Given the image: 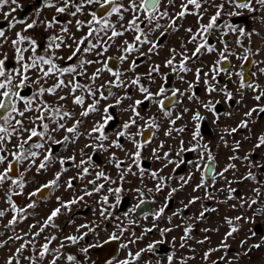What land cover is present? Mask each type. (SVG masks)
<instances>
[{"label":"snow or ice","instance_id":"1","mask_svg":"<svg viewBox=\"0 0 264 264\" xmlns=\"http://www.w3.org/2000/svg\"><path fill=\"white\" fill-rule=\"evenodd\" d=\"M226 4L233 7L234 10L226 12ZM92 6L96 7L93 8ZM22 9L23 5L20 0H0V15L7 22L6 29L0 27V189L3 190L0 192V200H3L4 204L7 205V207L0 208V221L6 219L11 213V218H7L6 223L0 224V227L4 229L0 231V238H3L0 239V249L8 247L10 242H19V246L7 257L5 264H23L25 261L27 264H58L64 241H61L58 247L52 248L51 245L58 237L55 234L46 235V229L58 227L55 218L61 214L62 209L70 210L71 205L83 201L85 196H91L93 192H100L105 185H97L91 191L85 189L83 195L75 196L69 201H62L60 197H56L59 206L53 208L42 222L37 221L29 224V232L20 234L17 232V226L26 221L28 217L34 218L36 216L35 211H29L34 210L37 206L38 200L34 198L44 199L45 190L59 187L62 173L68 170L64 167L65 163L67 161L75 162L76 157L73 155L66 159L59 158L60 171H57L54 177L46 183L40 184L33 191L28 192L30 202L21 206L14 200V196L18 197L24 194V190L30 183L26 179V174L35 168L36 174L39 175L49 168L50 163L55 158L50 145L76 143L81 135L94 141L84 145V148H91L93 152L107 153L110 148L123 151L124 145L120 141L121 138L127 139L135 149L130 153V158L133 164L139 167L141 151L150 145L152 137H146L143 141L137 140L136 137L143 136L145 131L158 130L160 127L157 123V116L153 115L145 120V117L141 115L140 106L146 101L154 104L160 113L168 118L169 124L174 126L177 121L182 119V113L176 114L175 118H172L174 109L177 105L182 104V98L186 97L187 100L200 105L204 110L211 113L214 117L213 123L216 124L220 119L217 105L221 101L211 98L201 99L194 89L198 84L203 83L208 97H211L212 93H222L225 103L234 99L235 93L229 90L226 85L220 86L217 80L221 73L227 75L229 79L233 75L228 58L229 56H236V53L230 50L224 37L228 33H238L235 43L244 48L245 53L243 57H238V59L244 62L249 61L250 56L258 55L260 52V49H257L253 53L251 48L245 47L239 38L244 36L251 38L252 35H258L255 30L246 32L243 27L237 28L227 22L221 25L220 21L225 15H241V12L237 10L245 9L249 13H261L260 22L264 23V0H223L219 4L216 3V0H40V6L36 7L32 14L18 18L15 13ZM45 9L54 10V14L50 18L43 15ZM209 9H214V12L205 24L203 19L209 13ZM189 15L197 17L198 27L194 29L189 26L183 29L189 34L186 41L182 39L179 48H168L169 56L162 63L151 64L147 73H137L136 69L139 67L137 61L141 57L151 59L152 55H159V51L166 47L162 43V39L178 32L183 27L180 21ZM62 16L73 19L65 22L61 20ZM85 16L90 18L84 19ZM18 26L19 30H16ZM72 26L75 27V32L72 31ZM40 28H43L45 33H49L43 47L33 35V32ZM223 28L228 31H223ZM217 30L221 31L218 42L222 47L219 49L210 42V37ZM77 32L81 35L77 36ZM9 33L12 35L10 36ZM128 35H131V40L126 38ZM188 44L193 45L191 50L187 47ZM113 47L117 48L118 56L107 55ZM64 49L70 51L66 57L60 54ZM205 53H218V59L214 60L211 65H204L201 56ZM93 56L94 59L91 58ZM113 60L120 65L127 63V69L121 70L119 67L112 66L110 62ZM198 61L201 66L193 67ZM10 63L11 67L9 66ZM226 63L229 64L228 67L225 66ZM253 63L264 62L253 61ZM93 65L98 66L95 71L89 74V66ZM205 67L208 68V71L204 70ZM162 68L170 69V72L176 75L177 80L187 84V87L184 90L176 86L166 87L169 73L162 72ZM258 71L264 74V67L258 68ZM104 72H107L112 79L104 81L102 77ZM129 72L133 75L128 76L127 73ZM189 73L193 74V80L185 78ZM235 75L239 77L236 93L241 96V100H237L236 103L242 102L244 90L247 89L255 93L253 99L256 101V105L244 113L245 118L241 119L236 127L224 129L227 135L237 133L239 129L251 131L250 123L254 114L257 116L264 114V104L261 103L264 101V88H261L256 81L247 78L243 71H237ZM256 75V72L252 73L253 77ZM157 77L162 82L157 85L155 91H152L149 85L156 84ZM144 79L149 81V85L142 82ZM50 80L52 83H49ZM133 87L142 95V99H133L128 91L129 88ZM113 89H120L123 94L118 95ZM25 90H28L30 94L25 95ZM59 92L64 94L59 95ZM48 97L53 99L49 100ZM110 98L114 100V103H107ZM69 100L73 106L71 108L68 107L67 102ZM126 100H130L132 103L125 108L122 107V104ZM77 106L80 108L78 115L75 112ZM114 108L121 113H129V116L114 133L110 134L107 129L110 123L116 119V116L110 111ZM189 111V108H183V113ZM93 113L99 114L100 119L94 121L87 132L82 133L80 127L84 123V118ZM224 115L231 116L232 113L225 112ZM205 119L206 117L199 110L192 112L191 120L195 127L191 133V139L195 143L191 147L185 148L184 141L181 140L180 149L176 155L180 156L186 151L199 150V159L204 163L197 162L194 166L197 171H203L201 181L193 188V191L203 188L206 198L211 199L212 194L208 191L209 185L205 180V175L213 181V184L216 178L220 177L230 185L233 181H228L225 173H228L230 169H235L236 164L228 163L221 171H216V157L208 143H201V122ZM140 121L144 122L143 125L139 123ZM69 122H71V126H68ZM133 127L137 129L135 133L130 131ZM60 131H63L65 135L61 139H57L55 134ZM173 131L185 132L186 126L169 127L164 135L171 136ZM154 134L153 132V136ZM113 135L115 139H111ZM220 138L224 140V136ZM244 139L250 140L251 137L245 136ZM105 142L109 143L106 144ZM159 147L163 148L164 144L161 143ZM225 147H228L227 141H225ZM84 148L80 150L81 159L79 163L75 164V167L80 169L78 178L81 180L89 174V168L84 165L92 163V156L87 155ZM240 148L241 141H234L231 148L234 154L228 157L229 161L243 160L247 162L248 171L237 182L254 181L260 186L252 188L251 191L260 197L264 195V191H262L264 182L258 180L257 175L251 169L264 170V163L252 159L255 155L254 151H249L242 157L237 155L236 153L240 151ZM253 148H264V133L256 137ZM152 153L156 159L167 161L165 167L175 163L169 158L168 152H164L162 157L158 154L157 149H153ZM261 160L264 161V156L261 157ZM109 162L114 163L117 169H121L124 164V161L117 159L114 153L110 155ZM180 162L183 163V160ZM142 173L143 170H141ZM127 174H136L132 172V165L123 169L120 180L123 181ZM151 176L158 181L154 191L156 193L162 192L166 186L165 178L160 176L158 172H152ZM101 178L110 181V178L102 170L96 173V179ZM191 178V174L187 179L181 177L183 183L180 188L188 184ZM110 182L116 183L115 181ZM89 183L95 184V181L90 180ZM66 186L68 189L73 187V178L66 181ZM179 190V188H171L165 198L164 205L152 213L154 220L164 215L165 209L168 207L167 201ZM135 191L139 194L140 199L138 203L124 213L126 218L147 202L143 198V191L140 189H135ZM147 191L151 193L153 189L149 188ZM235 191L237 190L229 188V199L233 198L231 193ZM108 192L116 195V204L119 205L122 189L120 187L109 188ZM197 199L199 197L189 199L184 204V208L195 204ZM108 201V196H103L100 202L107 205ZM257 203V199L244 200L241 207L247 204L249 208H252ZM202 209L197 219H204L205 213L209 211L203 206ZM256 213L264 214V208L256 209ZM100 215L105 217L111 216L112 213L102 207ZM176 215H179V210L173 213V216ZM168 219L171 221V217ZM189 219L192 218L189 217ZM226 219L230 231L226 233L225 240L221 241L220 247L224 249L229 247L225 242L227 238L238 231L237 227L233 225V220ZM242 219L246 220L247 218L235 217L236 221ZM128 222L132 224L134 221L129 219ZM118 227L120 228L119 233L111 234L109 240H118L124 235L125 229L121 225ZM82 228H87L88 232L93 231L87 225H80L77 231L79 232ZM192 229L191 224L184 226V235L180 238L182 242L179 245L181 248L185 247L184 241L191 238ZM152 230V228H148L145 229V232ZM159 231L161 236H164L172 229L164 228ZM204 231H209V229ZM87 234L85 232L80 236L68 235L64 237V240L76 245ZM141 238L134 237L128 243L121 244V247L128 248L129 244L136 243ZM206 239L207 237H205ZM163 242L161 240L149 243L145 248L136 252L129 250L126 258L118 261L117 264H139L145 252H154L157 245ZM197 242L203 244L204 240ZM244 243L246 241H241L242 246ZM94 246L97 245H89V247ZM252 247L259 248L260 245L256 244ZM88 250V247L81 249L85 254ZM219 250L220 248L206 251L203 254V259L209 260L211 253ZM48 257L51 259H47ZM192 258L182 257L180 264H185L187 259ZM76 259L74 255L67 256L69 262L76 261ZM174 260V254L167 256V264H174ZM224 260H226L225 256L219 258V261ZM219 261H213L212 264H219ZM146 264H151V261H147ZM157 264H160V261H157ZM227 264H232V261H227Z\"/></svg>","mask_w":264,"mask_h":264},{"label":"flooded vegetation","instance_id":"2","mask_svg":"<svg viewBox=\"0 0 264 264\" xmlns=\"http://www.w3.org/2000/svg\"><path fill=\"white\" fill-rule=\"evenodd\" d=\"M222 2L223 0H216L217 4ZM39 4L40 0H31L27 2L21 10V15L33 11V9ZM92 7L94 8L96 6ZM225 9L226 12H231L234 10L233 7L227 4L225 5ZM237 11L241 12V15H225L220 21L221 25L227 22L237 28L243 27L246 32H252L253 30H255L258 35H252L251 38L247 36L239 38L241 39L245 47L251 48L253 53H255L257 49H260V52L258 55L250 56L249 61L244 62L241 59H238V57H243L245 55L244 48L238 46L235 43L236 39L238 38V33H228V35L224 37V39H226V41L228 42L230 50L236 53V56H229L228 58L233 75L232 78L229 79L227 75L221 73V75L218 76L217 80L220 86L226 85L229 90L235 93L234 99L225 103L222 93H212L211 97H208V94L204 90L205 86L203 83L198 84L194 89L196 94L201 99L211 98L221 101V103L217 105V112L220 114V119L216 124L213 123L214 117L211 113L204 110L200 105L187 100L186 97L182 98L183 103L177 105L174 109V114L172 117L173 119L175 118L176 114L182 113V119L177 121L176 125L174 126L169 124L168 118H165L154 104L146 101L143 105L140 106L139 110L141 111V115L145 117V120H148V118L153 115L157 116V123L160 125V127L158 130L152 129L149 131H145L143 136L136 137V139L139 141H143L146 137H152V142L150 143V145L144 147L141 151V160L139 167H136L133 164L132 159L130 158V153L135 149L127 139L121 138L120 142L124 145L123 151L117 148L109 149V152L114 153L117 159L124 161L121 169H117L114 163H111L110 167L107 166L105 152H93L91 148H84L85 144L92 143V141L86 136L81 135L78 140H81L82 143L76 144L77 148L73 149V152L70 154L81 158L80 150L84 148V152L87 155L92 156V163L84 165L89 168V174L84 176L83 180L79 179L78 173L80 172V169L72 166V164H78L80 160H75V162L67 161L64 167L68 170L62 173L60 186L45 190L44 199H40L39 197L34 198L37 199L38 202H40L46 200L48 195L52 194L54 196L55 202L53 208H56L59 206V202L57 201L56 197H60L62 201H69L75 196L83 195V190L85 189L91 191L97 185H105V187L102 188L100 192H93L91 196H85L83 201L77 203L79 204L88 201L83 207H74L73 209L70 208V210L62 209L61 214L55 218V223L58 227L55 229L50 227L48 233L47 231H45L46 235L55 234L58 237V239L53 242V244L56 245L53 248L58 247L60 245V242L64 241V247L61 249V253L66 254L65 258H67L68 255H74L77 258L76 261L73 262H69L68 260H66L65 262H63V264H117L118 261L124 260L126 258L129 250H131L132 252H136L141 248H145L149 243H154L161 240H163L164 242L162 244H158L154 252H145L143 254L141 260L139 261V264H146V262L149 260L151 261V264H157V261H160V264H167V256L172 254H174L175 256L174 264H180L182 257H193L192 259H187L185 261V264H202L203 253L209 251L210 249L216 248H220V250L212 252L211 254L214 253L220 256L214 258L213 261H219V258L221 256L226 257V260L219 261V264H225V262L229 260H231L232 262L237 261V264H249L251 227L253 228V232L255 233L254 235L258 236L261 239H264V229L262 224L264 222V214L256 213V209L264 208V195L257 197L255 193L251 191L252 188L260 186L252 180H243L242 182H237L241 180L242 176L246 175L248 171L247 162L243 160L229 161L228 157L234 154L231 151L234 141L239 140L241 141V148L240 151L236 153L237 155L242 157L247 152L254 151L255 155L252 157V159L264 163V161L261 160V157L264 156V148H253L256 137L259 134L264 133V114H260L258 116L254 114V116L251 118L252 122L250 123L251 131H249V129H239L237 133L227 135L224 132V129L236 127L239 121L245 118L244 113L248 109L256 105V101L253 99L255 93L247 89L244 90L242 102L239 104L236 103L237 100H241V96L239 93H236V89L239 84V77L236 76L235 73L237 71H243L247 78L256 81L261 88H264V74L259 73L258 71V68L264 67V63H253V61L264 62V23L260 22L262 14L259 12L249 13L245 9H240ZM213 12L214 9H209V13L204 16L203 23L206 24L208 22L209 16ZM83 18L88 19L90 17L85 16ZM62 19H66L67 21L73 18L63 16L61 17V20ZM180 23L183 27L178 32L170 34L162 39V43L165 44L166 47L162 48L159 51V55H152L151 59L141 57L137 61V63L139 64V67L136 69L137 73H147L148 67L151 64L162 63L163 60L169 56L168 48H179L181 40L183 39L186 41L189 35L183 30L184 28L191 26L195 29L196 27H198L197 17L192 15L187 16L183 21H180ZM72 31L75 32L74 26H72ZM223 31L227 32L228 30L226 28H223ZM78 34L81 35V33L79 32ZM220 35L221 31L217 30L210 37V42L216 45L218 49L222 47V45H220L218 42V37ZM126 38L131 40V35H128ZM187 47L191 50L193 48V45L188 44ZM118 55L119 52L117 48H115V53L113 55L110 54V56L114 57ZM216 59H218V53H205L201 56V60L204 62V65H211L212 62ZM110 63L112 66L119 67L121 70L127 69L128 67V64H125L124 67V64L120 65L115 60L111 61ZM9 66L11 67V63L9 64ZM94 66L97 67L98 65ZM196 66H201L199 61L196 65H193V67ZM225 66L228 67L229 64L226 63ZM204 70L208 71V68L205 67ZM162 72L169 73V80L166 87L170 88L172 86H176L181 90H184L187 87V84L177 80L176 75L172 74L170 72V69L162 68ZM253 72L257 73L255 77L252 76ZM127 75L131 76L133 74L129 72L127 73ZM185 78L187 80L194 79L192 73L187 74ZM81 79L83 80V78ZM107 79L110 80L112 79V77L108 76ZM233 81H235V83H233ZM142 82L145 85H149V81L146 79H144ZM161 82L162 81L160 80V78L157 77L156 84L149 85L151 90L155 91L157 85ZM128 91L132 95L133 99L143 98L142 95L134 87L129 88ZM115 93H117L118 95L123 94L120 89H115ZM29 94L30 92L28 90H25V95ZM60 94L63 95L64 93L62 92ZM69 102L70 101L67 102L68 107H70ZM130 103H132V101L130 100L124 101L122 107L126 108ZM261 103L264 104V101H262ZM184 107L189 108L190 111L187 113H183ZM196 110H199L201 114L206 117V119L201 122V143H208L211 151L213 152V155L216 157V171H221L224 167H226L228 163L236 164L235 169H230L228 173H225L226 179L228 181H233L230 185L225 182V179L220 177H217L213 184V181L207 175H205V180L209 185L208 191L212 194L211 199L206 198L205 190L203 188L198 189L195 192L193 191V188L200 183L203 171H197L194 166L197 162L201 164L204 163V161H200L199 159V150L186 151L183 152L180 156L176 155L177 151L180 149L181 140L184 141L185 148H189L195 143V141H192L191 139V133L195 127L194 122L191 120V115L192 112ZM79 111V107L75 109L77 115ZM110 111L116 116V119L110 123L107 129V131L111 134L114 133L122 124V122L128 118L129 113H121L116 108L111 109ZM225 112H231L232 115L225 116ZM89 119L90 116L84 118V123L80 127V131L82 133L87 132L92 127L93 122L99 120L100 117L95 118L92 123L89 121ZM160 120H162V122H160ZM226 121H228V123L224 124V122ZM139 123L143 125L144 122L140 121ZM68 126H71V122H69ZM185 126V132L177 133L173 131L171 136L164 135V132L169 127L180 128ZM130 131L135 133L137 129L133 127ZM153 132L155 133L154 136ZM221 136H224V140H221ZM245 136H250L251 139L245 140ZM111 139H115V136H111ZM225 141H227L228 147H225ZM105 143L108 144L109 142ZM161 143L164 144L163 148L159 147ZM64 146L65 145H50V147H52L53 149L55 157L54 162L59 163V158H62L63 156L62 153ZM153 149H157L158 154L161 155V157L164 152H168L169 158L172 159L175 163L168 164V166L165 167L164 165L165 163H167V161L162 159H155L156 157L152 153ZM66 158L67 157H65V159ZM181 160H183V163L180 162ZM157 161H160L161 163L159 164V167L155 168V163ZM129 165H132V172L136 174H127L125 175V179L121 181L120 176L122 174V171ZM112 168H114V170ZM60 169V165H53V171L51 172L50 179L53 178L54 174L57 171H60ZM101 170L106 176L110 178V181H115L116 183L105 181L103 178L97 180L96 173ZM141 170H143L142 174ZM251 170L257 175L258 180L264 182V170L255 168ZM152 172H158L160 176H163L165 178L166 186L160 193H156L154 191L158 181L152 178ZM190 174L192 178L189 180L188 184L184 185L183 188H180V185L183 183L181 177L187 179ZM142 177H146V181L141 182L140 190L143 191V198L147 202L143 204L140 209H137L135 213H130L129 217L126 218L124 213H126L130 207L138 203L140 199V196L135 191V189H137L138 181ZM70 178H73V187L71 189H68L66 186V181H68ZM90 180L95 181V184H90ZM250 186L252 188H250ZM116 187H120L122 189V192L120 193L121 199L119 205L116 204V195L110 194L108 192L109 188L115 189ZM149 188H152L153 192H148L147 189ZM171 188H179L180 190L175 193L170 200L167 201L168 207L165 209L164 215L159 219L154 220L152 217V213H154L164 205L165 198L167 197L168 192L171 191ZM229 188L237 190L231 193V195L233 196L232 199H229ZM34 189H32L31 191H33ZM262 191H264V188H262ZM27 193H24L23 195H20L18 197L14 196V200L17 201L18 205L23 206L30 202ZM103 196H108L109 198L107 205H104L100 202ZM192 197H199V199H197L195 204L189 205L185 209L184 204H186ZM251 199H257L258 203L252 206V208H249L247 204H244V206L241 207V204L244 203V200L250 201ZM91 200L94 201V204ZM202 206L209 209V211L205 213L204 219L201 220L197 219V217L199 216L200 211L203 210ZM102 207L111 212L112 215L101 217L100 210ZM178 210L179 215L173 216V213L177 212ZM237 216L245 217L247 219L236 221L235 217ZM169 217H171V221H169ZM189 217H191L192 219H189ZM7 218H11V213H9ZM7 218L5 219L6 222ZM226 218L233 220V225L237 227L238 231L233 233L231 237L227 238L225 242L229 247L227 249H224L220 247L221 242L214 245L211 237L218 233L222 226H225L226 229L222 232L221 241L225 240L226 233L230 231V226L227 223ZM129 219L134 222L132 224H129ZM251 221H253L252 226L250 225ZM189 224L193 226L192 232L190 233L191 238L187 241H184L185 247L181 248L179 246L182 242L180 238L184 235V226ZM80 225H87L89 228L93 229V231L88 232L87 228H82L78 232L77 228H79ZM118 225H121L125 229L124 235L121 236V238L118 240H109V236L111 234L119 233L120 228L118 227ZM148 228H152L153 230L146 233L145 229ZM164 228H171L172 231L166 233L164 236H161L159 230ZM205 229H209V231H204ZM19 232L23 233L25 231ZM85 232H87L88 234L76 245H73L70 242L64 240L65 236H80ZM60 234H62L61 237ZM134 237L142 238L139 239L136 243L129 244L128 248L121 247V244L128 243L129 241L133 240ZM205 237H207L206 240ZM238 239L240 240L238 242L239 245L241 244V241H246V243H244V245L242 246L244 249H246V251H242L241 256L234 260V257H231V255H233L235 252L237 253V250L233 242ZM200 240H204V243L200 244L197 242ZM105 241H107V243H105ZM40 242L42 243L43 241L41 240ZM89 245L97 246L89 247ZM239 245L237 246L238 248ZM85 247L89 248L86 254L81 251V249ZM245 253H247V255H245Z\"/></svg>","mask_w":264,"mask_h":264},{"label":"rangeland","instance_id":"3","mask_svg":"<svg viewBox=\"0 0 264 264\" xmlns=\"http://www.w3.org/2000/svg\"><path fill=\"white\" fill-rule=\"evenodd\" d=\"M29 1H31V0H20V3L24 6ZM38 6H40V4ZM35 8L33 9V11L28 12V13H26L24 15H21V10H20L17 13H15V15L18 18H22L24 16H27V15L32 14L34 12ZM5 10H7V9H5ZM53 14H54V10H48V9H45L44 10V13H43V15H46L49 18ZM62 20L66 22V19L65 20L62 19ZM0 21H4L5 22V24L2 25L1 27H3V28L6 29L7 22L4 20V18H3L2 15H0ZM16 30H19V26H18V28ZM48 34L49 33H45L44 32L43 28L37 29V30H35L33 32V35L40 42V44H41L42 47H43V45H44V43L46 41V37H47ZM9 35L11 36L12 33H9ZM76 35L77 36L79 35L78 32L76 33ZM114 53H115V47L111 48L110 51H109V53L107 55H110V54L113 55ZM60 54L61 55H64L66 57L67 55L70 54V51L67 50V49H64V50L61 51ZM91 58L94 59L95 57L93 56ZM125 64L127 65V63H125ZM125 64H124V67H125ZM95 68L96 67L94 65L93 66H89V74L91 72L95 71ZM108 76H110V75L107 72L102 73V77H103V80L104 81H107L108 80L107 79ZM49 83H52V81L50 80ZM113 91L115 92V89H113ZM60 93H62V92H59L58 94L59 95H62ZM48 99L49 100H52L53 98L48 97ZM69 101H70L69 102V106L71 108L73 106L71 105V100H69ZM126 101H129V100H126ZM113 102H114V100L111 99V98H110L109 101H107V103H113ZM102 103H105V102H102ZM77 108H78V106L75 107V109H77ZM98 117H100L99 114L93 113V114L90 115L89 121L92 123L93 120L95 118H98ZM160 122H162V120H160ZM227 123H228V121L224 122V124H227ZM55 135H56V138L57 139H61L65 135V133L63 131H60V132L56 133ZM93 142L94 141H92V143ZM78 143H82V141L81 140H77L76 143H67V144H64L65 146L63 148V153H62L63 156H62V158L69 157L71 155L70 153L73 152V149L77 148L76 144H78ZM111 154L112 153H110V152L105 153L106 164H107L108 167H110V165H111V163L109 162V157H110ZM71 156H73V155H71ZM75 157H76V161H78V160L81 159V158H78L77 156H75ZM160 163H161L160 161H157L155 163V168L156 167H159V164ZM53 165H60V163L54 162V159H53L52 162L49 165V168L47 170L43 171L39 175L36 174L35 168H33L30 172H28L26 174V179L28 181H30V183L27 185L26 189L24 190V193H27V192L31 191L32 189H34L35 187H37L41 183L47 182L50 179L51 172L53 171ZM72 166H75V164L73 163ZM95 166H97V165H95ZM112 169L114 170V168H112ZM242 171H243V169H242ZM142 181H146V177L140 178V180L138 181V184H137V189H140L141 188V182ZM250 188H252V187L250 186ZM2 191L3 190L0 189V192H2ZM95 197H96V195H95ZM66 198H68V197H66ZM91 201L94 204V201L93 200H91ZM87 202L88 201L82 202V203H79V204L76 203L74 205H71L70 208L73 209L74 207H83ZM54 205H55L54 196L52 194H49L46 200L38 202L36 208L34 210H32V211H35L36 216L34 218L30 216V217H28V219L26 221L20 223L17 226V232L20 233V234H22L21 232H19L21 230L22 231H25V232H29L28 225L29 224H33V223H36L37 221H41L42 222V220L44 218H46V216L48 214H50V212H51V210H52V208H53ZM3 207H7V205L4 204L3 200H0V208H3ZM5 222L6 221L4 219L3 221H0V224L5 223ZM262 224H263V229H264V222ZM250 225L251 226L253 225V221L250 222ZM225 229H226V227L225 226L224 227L222 226L220 228V230L218 231V233H216L214 236L211 237V240H212V242H214V245L221 242L222 232ZM3 230L4 229L2 227H0V231H3ZM49 230H50V227L46 229L47 233L49 232ZM8 234H10V233H8ZM61 236H62V234H60V237ZM4 238H6V237H4ZM0 239H3V238H0ZM239 241L240 240L238 239V240H235L233 242L234 245H235V248L237 250V253L235 252L233 255H231V257H234V260L237 259L239 256H241L242 251H246V249H244L241 244L240 245L238 244ZM256 244H259L260 247L259 248L252 247L253 245H256ZM238 245H239V248L237 247ZM18 246H19V242H15V243L10 242L8 247H5L3 249H0V264H5V261H6L7 257ZM55 246L56 245H54V244H53V246L51 245L52 248L55 247ZM249 248H250L249 249V252H250L249 253V264H264V239H261L258 236L253 235V228L252 227H251V233H250V244H249ZM237 254H239V255H237ZM65 255H66L65 253L64 254L61 253V258L59 259L58 264H63V262H65L67 260V258H65ZM217 256L219 257L220 255L213 253V254H211L209 260H207V261L202 258V264H211L212 261H213V259L216 258ZM47 259H51V257H48ZM226 262H225V264H227ZM23 264H27V262L25 261V262H23ZM232 264H237V261L232 262Z\"/></svg>","mask_w":264,"mask_h":264},{"label":"water","instance_id":"4","mask_svg":"<svg viewBox=\"0 0 264 264\" xmlns=\"http://www.w3.org/2000/svg\"><path fill=\"white\" fill-rule=\"evenodd\" d=\"M2 25H4V22H3V21H0V27H1Z\"/></svg>","mask_w":264,"mask_h":264}]
</instances>
